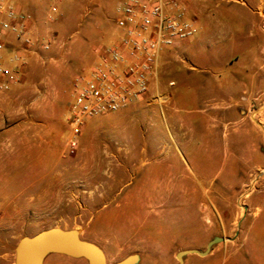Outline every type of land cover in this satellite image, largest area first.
Listing matches in <instances>:
<instances>
[{
  "label": "rangeland",
  "instance_id": "1",
  "mask_svg": "<svg viewBox=\"0 0 264 264\" xmlns=\"http://www.w3.org/2000/svg\"><path fill=\"white\" fill-rule=\"evenodd\" d=\"M118 1L67 0L50 20L39 15L38 35L53 41L51 50L31 55L27 74L0 92V264H14L22 237L51 228L77 230L107 264L129 255H138L137 264H178L179 251H204L213 237L225 241L184 264H264V76L253 65L264 66L262 18L224 35L225 56L212 41L200 46L197 34L166 49L149 93L87 120L71 153L73 82L117 38ZM195 7L213 16L248 11L220 0ZM2 53L0 68H8ZM229 54L244 60L245 73L225 63ZM238 75L250 90L242 99ZM218 80L231 82V97L203 93ZM213 101L232 107L231 138L218 140L210 161H193L202 155ZM182 141L193 144L183 158L173 156ZM44 264L87 261L52 254Z\"/></svg>",
  "mask_w": 264,
  "mask_h": 264
},
{
  "label": "built area",
  "instance_id": "2",
  "mask_svg": "<svg viewBox=\"0 0 264 264\" xmlns=\"http://www.w3.org/2000/svg\"><path fill=\"white\" fill-rule=\"evenodd\" d=\"M63 1L54 0L51 15L58 12L56 3ZM259 1L256 11L264 31V0ZM115 10L117 38L97 52L98 62L89 74L73 82L68 120L74 135L67 143L71 153L77 148L78 133L87 120L117 113L143 99L157 80L162 53L197 33L184 0H119ZM10 36L22 51L11 54L12 69L0 68V77L4 78L0 92L20 80L31 55L41 57L53 44L34 33L31 14L19 10L12 0H0V52L6 49Z\"/></svg>",
  "mask_w": 264,
  "mask_h": 264
},
{
  "label": "crops",
  "instance_id": "3",
  "mask_svg": "<svg viewBox=\"0 0 264 264\" xmlns=\"http://www.w3.org/2000/svg\"><path fill=\"white\" fill-rule=\"evenodd\" d=\"M12 1L14 2L15 6L19 10L27 12L32 15L33 21H34V33H37V34L41 29V22L36 21L37 17L43 14V17L45 19L46 15L48 14L47 18H49L51 16L50 10H49L50 6L54 3V0H12ZM66 1L67 0H64L62 3H65ZM184 1L186 2L187 5H189L188 7L189 17L194 20V23L197 27L196 34L198 35L200 46L202 45L201 42H210V41L212 42L208 43L209 46H212V43H213V46L215 44H219V47H218L219 55L224 54L222 53V50L220 48L221 47L220 45L224 42L223 41L224 35L226 34L235 35L237 32L241 30V27L243 25H246L248 23V20L252 21L250 22L251 25L253 26L257 25L255 24V20H253V16L258 15L256 10L260 4L259 0H220V1H224L229 4H235L242 8H246V10L248 11H243V12L235 11L229 14L217 13L215 16H213L211 13H208L207 11L196 9L195 4L197 0H184ZM220 35H223V36H220ZM212 39H218L219 42L217 43L215 41L213 42ZM14 51H22V49L15 41H13L12 38L8 39L6 49L2 53L3 56L7 58V61L9 60V62L5 63L8 68H13V64L10 62V57ZM224 56L223 58H225ZM223 60H225V63L228 62L229 64L235 61V63L238 65L240 72H244V73L246 72V69L244 66V60H241L239 58L232 59V54H229L228 58H225ZM215 61H212V62H215ZM253 65H255L256 70L260 72L262 76H264V66L260 67L261 66L260 63L258 64L254 63ZM23 74H27L26 67L23 69ZM0 79H4V78L0 77ZM234 80L236 81L238 80L239 82V90H235V91H239V94L237 96L240 97L241 99L246 97L248 91H250L248 87V83L243 82V80L239 78V75L236 79L234 78ZM261 83H264V79L260 81V84ZM201 88L203 90V93L208 92V93H211L212 95H217L218 97H225V96L231 97L232 95L231 93L233 92L231 82H229L226 85L225 81H220V80L207 81L206 84ZM231 109H232L231 105L227 106L225 103L222 104L217 101H213L211 103V105L209 106V110L213 114L210 115L208 126L205 129L206 130L205 135L201 139L202 155L195 156L191 160L203 161V162L210 161L211 154L217 152L216 146H217L218 140H222L224 138L230 137V134L226 130V125L229 124V122L226 120V112H228ZM192 144H189L187 141L180 142L179 147H177L176 151L173 153V156L179 155L181 158H183L184 152H187L189 146ZM145 145L146 144L144 145L142 144L139 146H145ZM149 145L153 146V145H156V143L155 142L153 143L151 141ZM162 153H164V156L168 155V152L166 150L162 151Z\"/></svg>",
  "mask_w": 264,
  "mask_h": 264
},
{
  "label": "water",
  "instance_id": "4",
  "mask_svg": "<svg viewBox=\"0 0 264 264\" xmlns=\"http://www.w3.org/2000/svg\"><path fill=\"white\" fill-rule=\"evenodd\" d=\"M223 237H213L204 251L196 249L179 251L178 264H184L187 255L206 256L213 246L223 243ZM14 264H44L52 254L64 255L73 259H84L87 264H107L104 252L95 244L83 240L77 230L51 228L30 237H22L14 248ZM138 255H129L115 264H137Z\"/></svg>",
  "mask_w": 264,
  "mask_h": 264
}]
</instances>
